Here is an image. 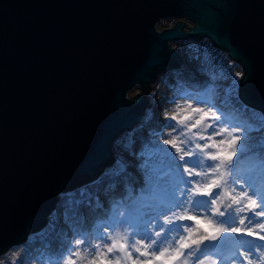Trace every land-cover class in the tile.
Segmentation results:
<instances>
[{
	"label": "water",
	"instance_id": "water-1",
	"mask_svg": "<svg viewBox=\"0 0 264 264\" xmlns=\"http://www.w3.org/2000/svg\"><path fill=\"white\" fill-rule=\"evenodd\" d=\"M204 37L264 113V0H0V256L116 160L153 82L184 63L173 42Z\"/></svg>",
	"mask_w": 264,
	"mask_h": 264
},
{
	"label": "snow or ice",
	"instance_id": "snow-or-ice-1",
	"mask_svg": "<svg viewBox=\"0 0 264 264\" xmlns=\"http://www.w3.org/2000/svg\"><path fill=\"white\" fill-rule=\"evenodd\" d=\"M195 99L205 107L185 103L166 114L163 126L168 131L158 135L167 137L163 145L169 147L155 145L162 159L159 172H149L150 195L131 212L113 209L91 235L74 229V241L62 233L55 249L46 243L41 264H238L237 258L239 264H264V243L255 242H264V161L256 173L234 167L237 151H243L241 134L254 129L235 123L231 129L215 128L229 119L221 120L215 105L207 106L212 101ZM258 119L264 126V115ZM208 128L213 132L205 136ZM233 235L253 239L233 242ZM226 247L229 255L224 254ZM12 264H23V255Z\"/></svg>",
	"mask_w": 264,
	"mask_h": 264
},
{
	"label": "trees",
	"instance_id": "trees-1",
	"mask_svg": "<svg viewBox=\"0 0 264 264\" xmlns=\"http://www.w3.org/2000/svg\"><path fill=\"white\" fill-rule=\"evenodd\" d=\"M214 77L221 80L228 76L217 71ZM175 81L193 93L206 91L208 100L212 101L232 125L244 124L254 129L241 134L239 143L243 146V151H237L235 160L241 159L240 162L243 164L258 169V165L264 161V126L261 125L258 117L264 113L241 99L236 83L231 82L232 93L218 84L198 85L197 78L183 69L163 75L153 85L154 91L151 94L155 99L153 107L149 108L148 119L135 125L117 142L119 166L106 170L96 180L85 184L82 188L60 194V199L55 210L49 215L45 229L31 234L22 245L23 264H33L34 258L46 251L44 247L46 243L55 249L62 238V233L67 234V238L72 241L78 238L73 234L74 229L87 231L91 235L95 226L103 223L107 214L113 209L119 206L121 211L131 212L134 205L150 195L147 188L149 172L158 173L162 159V154L156 155L155 145L159 142L164 148L169 147L163 145V138L166 137H161L158 133L165 131L163 126L166 118L163 116L165 106L172 100V96L165 92V89L172 88ZM244 136H247V141ZM80 193L85 195L81 197L78 195ZM73 199L76 201L75 208L72 207ZM81 199L84 200L83 204L80 203ZM0 261L3 264H12L8 256L0 257Z\"/></svg>",
	"mask_w": 264,
	"mask_h": 264
},
{
	"label": "rangeland",
	"instance_id": "rangeland-1",
	"mask_svg": "<svg viewBox=\"0 0 264 264\" xmlns=\"http://www.w3.org/2000/svg\"><path fill=\"white\" fill-rule=\"evenodd\" d=\"M175 22H176V18H165L162 22L159 23L158 26L160 29H163V28L170 27V26L174 25ZM173 46L177 49V51L180 53V55L184 58V63L181 65L180 68H172V69L167 70L166 72L161 74L157 78V80L163 75H166L168 73H171V72L179 70V69H183V70L188 71L189 75H192V76L197 78L198 85L203 84V86H204L207 83H210L212 85L218 84L220 87H224L228 92L231 91L233 93V86L231 87V82H232V84H233V82H238V83H236V88H237V86L240 88V82H241V78H242V75L244 72L241 64L236 62L235 60L231 59L224 49L219 48L216 45H214L209 38L204 37L200 40V42H191V41H187V40H176L173 42ZM217 71L224 73L228 77H223L225 79L217 80L218 78L214 77V74ZM237 73H240L241 75L237 76L236 75ZM157 80H155V82ZM155 82H153V85ZM138 90H139L138 87L136 89L132 90L130 92V95H135ZM152 91H154L153 87H152V90L150 91V94H149V97L152 100V106L151 107H153L154 99H155V96L153 94H151ZM165 92H167L170 96H172V100L170 102H168L165 106V115H163V116H166V118H167L166 114L176 113L177 105L183 106L185 103H191L194 107H205V105L203 103L198 104L197 99H195V98H203V99L208 100V96H207L206 91H204V93H193V92L189 91L188 89H186L181 84H178L176 81L174 82V85L172 86V88L168 89V87H167L165 89ZM238 93H239V89H238ZM207 106L213 107L214 105L212 103H210ZM213 110L217 111L218 114L221 115V120H223L225 118V116L222 114V112L220 110H218V108L216 106L214 107ZM148 111H149V109H147L145 112L147 115H148ZM166 118L164 119V122H165ZM172 123L175 124L176 121H172ZM232 126L233 125L231 124V122H229L228 124H223V123L217 122L214 125L215 128L229 127L230 129L232 128ZM164 130H165L164 132L168 131L167 128H164ZM195 130L196 129H193V131H195ZM130 131L131 130H127L126 132L121 134L118 137V139L114 142L113 152H114V157L116 158V160L112 164L108 165L104 169V171H102V173L108 169L117 168L119 166V165H117V162L119 161L118 160L119 158H118L117 142L120 138H123L124 135ZM212 132H213V128H208L203 134L205 136H208V135H211ZM220 138L221 137H219V136H214V139H216V140H219ZM201 143H204V141H201ZM240 161H241V159H238L236 161L234 158V167L239 169L241 172H245V171H250L253 173L257 172L256 167L249 166L248 164H243ZM197 170H199V169H197ZM97 178H95L94 180H96ZM188 179H191V178L189 177ZM94 180H91L87 183L93 182ZM87 183H85V184H87ZM85 184H83L79 187L82 188ZM244 186L247 187V184L245 183ZM239 190H240L239 187H237V191H239ZM249 191H251V190L249 189ZM119 210L121 211V209H119ZM202 211L206 212L207 210H202ZM122 212H124V211L122 210ZM200 218L202 219L203 216H201ZM180 223H185V222L181 221ZM191 223H193V222H191ZM191 223L188 222V224H191ZM47 224L43 227V229L41 231H43L45 229ZM203 226L207 227L206 224ZM233 226H236V225H233ZM61 227H63V226H61ZM60 229L63 230L62 228H60ZM110 231H111V229H110ZM35 233H37V232H35ZM32 234H34V233H32ZM225 235H228V234H225ZM232 239H233V242H235V241H239V240L253 239V238L247 237V236L236 237L233 235ZM93 242H95V241H93ZM255 242L257 244L264 243L261 241H255ZM23 244L24 243L19 244V245H14L5 254L1 255L0 257H7L8 256V257H10V260L13 262L14 260H16L17 255L21 254V250H22L21 247ZM230 251H231L230 247H226L224 249V254L229 255ZM237 262L239 264V258H237ZM33 264H41L40 254L34 258ZM223 264H227V262L225 261V262H223Z\"/></svg>",
	"mask_w": 264,
	"mask_h": 264
},
{
	"label": "flooded vegetation",
	"instance_id": "flooded-vegetation-1",
	"mask_svg": "<svg viewBox=\"0 0 264 264\" xmlns=\"http://www.w3.org/2000/svg\"><path fill=\"white\" fill-rule=\"evenodd\" d=\"M188 23H190V24H194L193 22H191V21H189V20H187V19H185ZM176 21H177V19H176Z\"/></svg>",
	"mask_w": 264,
	"mask_h": 264
},
{
	"label": "built area",
	"instance_id": "built-area-1",
	"mask_svg": "<svg viewBox=\"0 0 264 264\" xmlns=\"http://www.w3.org/2000/svg\"><path fill=\"white\" fill-rule=\"evenodd\" d=\"M146 118H147V116H146Z\"/></svg>",
	"mask_w": 264,
	"mask_h": 264
}]
</instances>
